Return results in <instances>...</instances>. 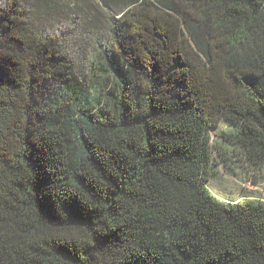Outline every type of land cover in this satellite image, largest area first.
Segmentation results:
<instances>
[{"label":"trees","instance_id":"trees-1","mask_svg":"<svg viewBox=\"0 0 264 264\" xmlns=\"http://www.w3.org/2000/svg\"><path fill=\"white\" fill-rule=\"evenodd\" d=\"M93 2L91 86L57 1L0 0V264H264V200L207 184L264 172V0Z\"/></svg>","mask_w":264,"mask_h":264},{"label":"rangeland","instance_id":"rangeland-1","mask_svg":"<svg viewBox=\"0 0 264 264\" xmlns=\"http://www.w3.org/2000/svg\"><path fill=\"white\" fill-rule=\"evenodd\" d=\"M55 1H57V7L55 13L50 14V26L47 24L46 28L51 27L52 32H58L61 37L65 38L66 46L80 72L93 86L92 68L101 58V46L106 40L108 31V16L101 6V13H97V10L90 5L94 3V0ZM235 125L234 121L223 119L217 127L212 128L211 133L215 142L219 141V144L223 145L220 130H226ZM214 157L216 158L214 171L207 184L216 195L227 200L241 198L264 200L263 171L241 161L231 165L225 163L224 157L217 152ZM236 157L239 158V156Z\"/></svg>","mask_w":264,"mask_h":264}]
</instances>
